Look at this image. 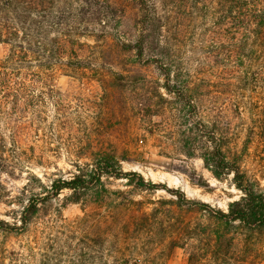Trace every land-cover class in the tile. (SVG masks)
Returning <instances> with one entry per match:
<instances>
[{"label": "rangeland", "instance_id": "rangeland-1", "mask_svg": "<svg viewBox=\"0 0 264 264\" xmlns=\"http://www.w3.org/2000/svg\"><path fill=\"white\" fill-rule=\"evenodd\" d=\"M153 1L158 6L161 0ZM190 1L167 0L165 11L158 8L169 21L163 35L177 44L182 62L197 83L204 86L201 90L209 93L206 98L214 105L222 107V102L227 100L228 105L233 99L242 100L244 126L237 127L232 141L242 150L243 169L264 190V83L239 85L235 68L222 62V54L209 55L206 48L213 50L210 39L218 36L210 30L209 22L205 24L199 18L204 12L202 0L195 11L188 7ZM61 4L67 12L76 9L78 18L81 8L76 0H62ZM55 10L56 6L47 13L54 14ZM134 14L133 9H127L122 22L109 27L113 44L120 35L133 38ZM76 40L88 45L79 50L76 44V71H58L54 78L26 81L29 91L19 99L28 100L23 108L14 109L6 104L14 100L12 90L6 94L0 92V100L6 102L0 106V219L17 222L30 194L43 195L42 186H48L52 180L69 178L75 172V164L88 162V157L81 155L87 152L88 143L94 149L114 152L123 172H136L158 189L138 190L128 185L126 178H105L107 193L103 194L100 205L91 200L83 204L70 202V192L62 190L40 205L39 212L24 229L17 233L0 231V264H76V256L89 252L93 228L100 227L111 239L113 229L115 232L118 229L114 225L116 217L124 222L132 210L140 207L145 212L155 210L163 224L158 222L151 234L142 231L132 239L140 260L148 264H187L186 251L179 247L170 249L169 238L182 222L195 221L202 214L180 211L171 201L183 194L186 200L226 211L227 204L241 194L232 185L230 175L215 178L204 167L198 152L187 153L184 139L177 134L175 104L166 105L164 111H159L161 115L151 116L145 112L146 107L137 115L135 104L142 93L132 94L112 87L109 70L121 69L102 57L100 51L107 46L90 37L76 35ZM6 50L0 43V62ZM134 60L147 80L162 83L153 67H143V58ZM160 92L170 99L162 89ZM227 109L233 126H240L231 113V105ZM214 112L213 116L217 117L219 112ZM248 131L252 132L249 136ZM115 206L121 210L120 214H113ZM237 225L231 231L239 234ZM241 244L244 246L239 245V252L225 253L224 264H236L238 260L264 264V232L247 237ZM197 264H209V261L203 259Z\"/></svg>", "mask_w": 264, "mask_h": 264}, {"label": "trees", "instance_id": "trees-1", "mask_svg": "<svg viewBox=\"0 0 264 264\" xmlns=\"http://www.w3.org/2000/svg\"><path fill=\"white\" fill-rule=\"evenodd\" d=\"M61 1L0 0V43L7 48L0 62V92L6 94L12 90L15 93L11 103L0 100V106L6 103L13 105L14 109L23 108L28 100L19 99L29 91L30 85L26 81L54 78L58 71H76V44L79 50L88 46L86 42L76 40V35L90 37L94 42L107 46L100 51L102 57L110 60L111 66L118 65L121 69L109 70L112 87L123 88L132 94L142 93L135 104L137 115L143 112L144 107L151 116L161 115L159 111H164L166 105L175 104L177 134L184 139L187 153L198 152L204 167L215 178L230 175L232 185L240 192L237 200L227 204L226 211L186 200L183 194H179L176 201H171L180 211H198L202 216L192 222H182L174 236L172 234L169 238V248L184 249L187 264H197L203 259L209 264L226 263L224 257L227 253L236 252L239 245L246 244L245 241L241 244L242 240L264 232V190L243 169L242 150L236 148L232 141L238 128L244 126L242 100L233 99L229 104L233 108L231 113L240 123V126H233L227 109L229 100L218 107L206 98L209 93L201 90L204 86L197 83L182 62L177 44L163 35L169 21L158 8L165 11L167 0H161L158 6L153 0H76L81 8L78 18L76 9L67 12ZM201 3L204 12L199 18L204 19L205 24L209 22L210 30L212 33L216 31L218 36L210 39L213 50L206 48L209 55L216 52L224 55H221L222 62L235 68L233 72L239 85L247 82L256 86L263 84L264 0H202ZM198 4L199 0H191L188 7L198 10ZM55 6L54 14L47 13ZM129 8L135 12V35L132 39L120 35L117 43L113 44L108 29L111 25L120 24ZM194 30L196 32L195 23ZM141 58L143 67H153L162 83L147 80L138 68L140 66L135 65L137 61L134 59ZM160 89L170 99L165 98ZM214 111L219 112L217 117L213 116ZM250 133L248 131L247 136ZM87 149L81 155L88 157V162L75 164V172L69 178L52 180L48 186H42L43 195L30 194L17 222L0 219V231L17 233L24 229L37 215L40 205L43 206L62 190L70 192V202L83 204L91 200L100 205L103 194L107 193L103 183L105 178H126L128 185L138 190L158 189L157 185L146 182L136 172H123L114 152L94 149L91 143ZM120 211L118 206L113 207L114 215ZM161 221L155 210L145 212L140 207L132 210L124 222L116 217L114 225L118 229L116 232L113 229L111 239L100 227L93 228L89 252L76 256V264H148L134 252L135 246L131 241L142 231L151 234L156 223L163 225ZM235 223L239 234L231 231ZM236 264L248 263L238 260Z\"/></svg>", "mask_w": 264, "mask_h": 264}]
</instances>
